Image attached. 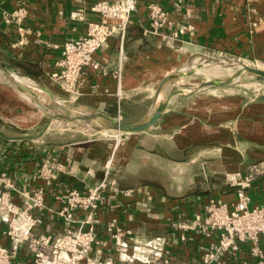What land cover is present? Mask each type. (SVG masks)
<instances>
[{"label": "crops", "instance_id": "1", "mask_svg": "<svg viewBox=\"0 0 264 264\" xmlns=\"http://www.w3.org/2000/svg\"><path fill=\"white\" fill-rule=\"evenodd\" d=\"M112 1L0 0L1 61L33 78L46 80L67 98L65 103L79 102L131 124L144 121L154 108L160 82L183 72L194 58L228 55L264 63V0H187L180 6L170 0H135L136 10L123 37L114 34L96 52L94 58L100 69L88 70L78 93L65 94L50 77L58 71L56 63L61 58V49L54 46L83 36L87 23L100 19L93 7ZM150 3L169 13L171 28L157 32L149 28ZM22 4L27 11L24 26L30 30L25 36L1 18L3 12L10 13ZM71 12L83 13L84 20L70 19ZM166 86L162 97L168 102L160 119L144 131L121 133L120 137V132H107L110 134L105 135L109 137L106 139L67 140L46 131L38 138H25L34 133L38 115L31 112L25 118L0 120L7 127L5 134L0 133V144L20 139L35 145L33 154L22 152L18 161L0 157L1 169L14 168V183L19 190L31 191L42 185L33 176L38 163L47 156L43 149L66 167L45 188L46 207L35 212L39 224L31 232L33 237L63 234L69 225L57 215L62 194L71 189L84 193L96 186L109 164L118 188L132 190L133 194L116 199L108 193L104 195L97 229L98 237L107 246L101 250L94 247L89 258L116 259L106 227L117 219L134 232L136 242L163 238V258L169 264L200 259L207 242L196 238L183 244L176 234L168 233L166 223L177 212L192 217L203 213L211 202L235 201L234 189L226 177L245 173L251 165L264 162V122L261 131L259 108H245L239 98L218 94L192 97L184 92L175 94L174 85ZM258 144L263 145L262 151L250 152V147ZM248 193L250 207L264 205V176L253 183ZM13 201L19 204L20 199L13 195ZM75 215L82 219L84 212L77 211ZM0 243L8 245L1 235ZM27 248V243L21 245L18 254L24 264L28 263ZM240 254L247 256L245 248Z\"/></svg>", "mask_w": 264, "mask_h": 264}, {"label": "built area", "instance_id": "2", "mask_svg": "<svg viewBox=\"0 0 264 264\" xmlns=\"http://www.w3.org/2000/svg\"><path fill=\"white\" fill-rule=\"evenodd\" d=\"M170 1L180 6L187 0ZM135 10V0L99 2L93 7L100 17L99 21L87 23L83 36L54 46L61 49V58L56 63L58 71L50 77L60 90L65 94L78 93L84 79L88 77V70L100 69L94 58L96 52L114 34L123 37ZM26 16L23 4L10 13L1 14L4 23L15 25L22 36L30 32L24 26ZM70 19L83 21L84 15L71 12ZM148 20L153 32L173 25L169 13L155 3L148 5ZM41 151L47 156L38 163L33 179L42 185L31 191L19 190L15 186L14 168H0V224L3 226L0 235L8 242V245L0 243V264H24L18 254L25 243L28 244L26 264H169L163 258L166 253V241L163 238L136 242L134 232L121 226L117 219H112L106 227L116 259L101 261L89 258L94 247L101 250L107 246V242L98 237L97 229L104 195L108 193L116 199L118 196L129 198L133 194L132 190L118 188L116 178L111 176L109 164L106 165L103 179L96 186L84 193L71 189L62 194L57 215L64 224L69 225L63 234L33 237L31 232L39 224L35 212L46 207L45 188L50 187L58 173L66 169L57 156L47 149ZM22 152L33 154L34 143L18 139L0 144L2 158L18 161L22 159ZM263 176L264 162L251 165L245 173L236 172L226 177L235 192L232 204L211 202L205 206L203 213L189 217L177 212L169 219L165 226L168 233L176 234L183 244L196 238L207 242L206 247H202L204 249L199 260L183 264H264V205L250 207L248 193L253 183ZM13 195L20 199L19 204L14 203ZM77 211L84 212L82 219H76ZM243 248L246 257L240 254Z\"/></svg>", "mask_w": 264, "mask_h": 264}, {"label": "rangeland", "instance_id": "3", "mask_svg": "<svg viewBox=\"0 0 264 264\" xmlns=\"http://www.w3.org/2000/svg\"><path fill=\"white\" fill-rule=\"evenodd\" d=\"M217 60L221 64H217L214 62ZM243 64L253 68L264 69V63L260 64L258 61H250L249 59H238L233 56L228 55H211L206 58H194L191 60L189 64L186 65L185 70H190L188 72H184L180 77H185L182 82L184 85L180 87V91L184 93H189L187 96L195 97V96H207L212 94L221 95L224 98H239L242 103L243 107H258L259 108V120H258V128L263 131V126L261 122H264V115H262L264 109V78L257 77L254 75L244 74L238 79L234 80L231 84L219 87V88H201L196 89L197 87L201 86L203 83L207 82L208 80H224L228 77L232 76L236 73L239 68L236 64ZM238 64V65H239ZM0 67L2 68L3 72L6 74H14L20 77H24L32 81L34 86H38L43 89V93H40V99L43 102H49L51 97L58 101L63 102L65 105L69 107L75 106H84L79 102H64L67 100L62 94L57 92L55 88H51L48 82L44 79H36L32 76L24 74L21 70H18L11 64H7L1 61L0 58ZM18 84L25 85L22 79H18L15 81ZM160 85V84H159ZM26 86V85H25ZM167 88V86H166ZM159 87L156 88V98L154 102V106L158 103V97L162 95L164 91H159ZM87 111L90 113L96 112L95 110L91 109L90 107L84 106ZM35 113L40 117L39 123L34 127V133L30 136L27 135L25 138H38L42 135V133L46 132L52 134H60L61 137H65L67 140H71L70 138L74 137H81V138H88V139H106L109 138L105 136L107 132L110 131H100L96 128H85L82 123H72V124H65L61 122H57L56 120L50 118L47 114L42 112L36 104L28 98L24 93L21 92V89L15 88L13 86H5L0 84V117L4 120L6 118H11L12 116H18L19 118H25L28 113ZM76 112V111H75ZM79 112V111H78ZM113 119L118 120L119 118H114L113 116H108ZM123 122V120H120ZM4 123L0 121V133L5 134L7 131V127H4ZM258 129L259 134L261 131ZM264 133V132H263ZM104 134V135H102ZM125 135L121 136L120 144L123 143V138ZM114 142V139H112ZM258 147H250V152L262 151L263 145L258 144Z\"/></svg>", "mask_w": 264, "mask_h": 264}, {"label": "water", "instance_id": "4", "mask_svg": "<svg viewBox=\"0 0 264 264\" xmlns=\"http://www.w3.org/2000/svg\"><path fill=\"white\" fill-rule=\"evenodd\" d=\"M217 61V60H215ZM244 74L254 75L257 77L264 78V69L253 68L249 66H244L243 69L238 70L232 76L228 77L224 80H209L201 85L200 88H219L226 85L231 84L234 80L238 79ZM170 76H166L159 85V91H162L164 86H166L168 79ZM185 77H180L177 79L176 83L174 84V93H181L180 87L184 85ZM29 80V79H28ZM32 82V81H31ZM0 84L5 86H18L19 89L22 91L27 92L30 94L34 103L38 106L40 110H42L45 114H47L50 118L65 124H72V123H82L85 128H96L100 131H110V132H120V133H136L144 131L150 127H152L162 116V113L165 110L166 104L168 102V98L162 97L159 100V103L156 107V110L151 118L147 120L138 122V123H125L121 122L120 120L113 119L108 117L104 114H100L97 112H92V114L86 118L80 117L75 115L72 112V107L65 105L63 102L53 99L51 97L49 102H43L41 99H38V96L31 91H28L22 85H18L14 83L11 78H1L0 77ZM42 89V88H41ZM43 90V89H42ZM158 91V92H159Z\"/></svg>", "mask_w": 264, "mask_h": 264}, {"label": "bare ground", "instance_id": "5", "mask_svg": "<svg viewBox=\"0 0 264 264\" xmlns=\"http://www.w3.org/2000/svg\"><path fill=\"white\" fill-rule=\"evenodd\" d=\"M214 62L215 63H217V64H221L220 62H218V61H215L214 60ZM234 64H236V63H234ZM239 64V63H238ZM236 64V66L239 68V70H241V69H243V67L245 66V65H243V64ZM188 71H190V70H187V71H183V72H180V73H178V74H176V75H173V76H170L169 77V79H168V82H167V86H172V85H174L175 83H176V81H177V79L178 78H180V76L183 74L184 75V72H188ZM0 77L1 78H6V77H9V78H11L12 79V81L14 82V83H16L15 81H17L18 79L20 80V79H22L23 80V82H25V85H22V86H24L25 88H27L28 89V91H31V93H34V94H36L37 96H38V99H40V93H43L44 91L40 88V87H38V86H34L33 85V83L30 81V80H28L27 78H24V77H20V76H17V75H14V74H6L5 72H3V70H2V68L0 67ZM209 81V80H208ZM207 81V82H208ZM18 84V83H17ZM18 85H21V84H18ZM13 87H15V88H18V86H13ZM201 86H199V87H197L196 89H201L200 88ZM19 89V88H18ZM21 92L22 93H24L26 96H28V98H30V100H32V98H31V96H30V94H28L27 92H25V91H22L21 90ZM182 93V92H181ZM162 98V95H161V97L159 96L158 97V100H160ZM33 101V100H32ZM34 102V101H33ZM158 103H159V101H158ZM158 103L154 106V108L151 110V112L148 114V116L145 118V120H147L148 118H151L152 116H153V114H154V112H155V110H156V107H157V105H158ZM37 106V105H36ZM38 107V106H37ZM76 111V112H75ZM79 111V112H78ZM43 112V111H42ZM72 112L75 114V115H78V116H80V117H84V118H86V117H88V116H90L92 113H90L89 111H87L86 110V108L85 107H83V106H75V107H72ZM58 122V121H57Z\"/></svg>", "mask_w": 264, "mask_h": 264}]
</instances>
